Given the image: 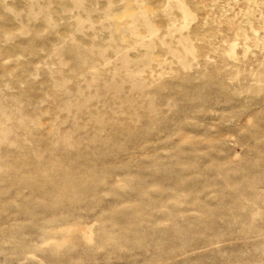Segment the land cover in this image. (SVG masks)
<instances>
[{
  "label": "rangeland",
  "instance_id": "rangeland-1",
  "mask_svg": "<svg viewBox=\"0 0 264 264\" xmlns=\"http://www.w3.org/2000/svg\"><path fill=\"white\" fill-rule=\"evenodd\" d=\"M176 1L0 0V264H264V1Z\"/></svg>",
  "mask_w": 264,
  "mask_h": 264
},
{
  "label": "bare ground",
  "instance_id": "bare-ground-1",
  "mask_svg": "<svg viewBox=\"0 0 264 264\" xmlns=\"http://www.w3.org/2000/svg\"><path fill=\"white\" fill-rule=\"evenodd\" d=\"M264 1V0H263ZM176 4H177V7L180 9V12H181V18H182V26H181V29L179 28L178 30L179 31H182V30H185L188 28L189 24L195 20L191 10L187 7V5L185 3H183L182 1H176ZM131 18L133 19V23L130 25V28L129 29H132L133 33L135 34V30H136V25L135 23H137L138 21H141L142 23V26L146 28V32L147 34H149L148 36H145L144 38H142V42L141 44L143 46H150L151 45V42L148 43V42H143L145 40V38H151V37H154V36H157V29L153 26V24L151 23L150 20L147 19V15H146V12H142L140 10L139 14L135 15V16H131ZM138 35V34H137ZM140 36V35H139ZM164 43V42H163ZM236 44H233L230 51H229V55L232 56V57H235L236 55ZM150 51V49H149ZM185 52H186V56L189 55V53H191V50L190 48H187L185 47ZM126 57V55H124V58ZM177 58L179 59L180 62H182V65L184 67H186V59H185V56H183L181 53H177ZM129 76V74H128ZM133 78V76H132Z\"/></svg>",
  "mask_w": 264,
  "mask_h": 264
}]
</instances>
